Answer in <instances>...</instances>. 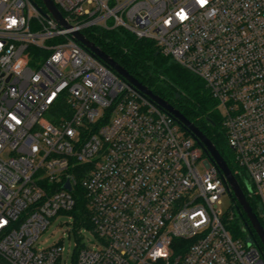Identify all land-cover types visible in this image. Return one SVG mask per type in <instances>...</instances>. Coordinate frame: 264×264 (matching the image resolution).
I'll return each instance as SVG.
<instances>
[{
    "label": "built area",
    "instance_id": "1",
    "mask_svg": "<svg viewBox=\"0 0 264 264\" xmlns=\"http://www.w3.org/2000/svg\"><path fill=\"white\" fill-rule=\"evenodd\" d=\"M53 2L70 27L0 0V264H68L37 241L77 186L98 243H77L76 264H264L258 237L228 230L240 212L219 209L229 185L210 156L75 37L123 29L201 78L264 223V0Z\"/></svg>",
    "mask_w": 264,
    "mask_h": 264
},
{
    "label": "trees",
    "instance_id": "2",
    "mask_svg": "<svg viewBox=\"0 0 264 264\" xmlns=\"http://www.w3.org/2000/svg\"><path fill=\"white\" fill-rule=\"evenodd\" d=\"M33 1L45 9L41 0ZM83 34L123 66L132 76L149 87L154 94L178 109L214 143L239 181L254 212L259 216L257 203L249 197L242 178L243 175L239 172L240 168L233 151L229 147L218 103L204 81L177 64L170 57L165 56L155 42L138 39L123 29L111 30L90 27L85 29ZM210 121L215 125L213 126ZM180 128L187 136H191L181 126ZM74 194L76 205L70 214L74 217L75 235H77L76 232L84 228L92 231V211L85 193L80 186H77ZM232 199L237 205L236 208L241 212H238L239 215H236V219L228 226V230L238 237H246L247 233L251 235L253 229L247 225L246 215L234 197ZM260 221L264 224L261 219ZM252 236L258 240L256 234ZM258 241L260 242V240ZM77 255L78 252L76 251L74 264H76Z\"/></svg>",
    "mask_w": 264,
    "mask_h": 264
},
{
    "label": "water",
    "instance_id": "3",
    "mask_svg": "<svg viewBox=\"0 0 264 264\" xmlns=\"http://www.w3.org/2000/svg\"><path fill=\"white\" fill-rule=\"evenodd\" d=\"M47 12L64 27H70V24L65 20L61 11L57 8L53 0H41ZM76 39L81 45L87 49L93 56L100 59L108 67L113 69L120 77L128 81V83L137 91L148 97L154 104L166 111L171 115L177 124L190 133L192 138L202 147V149L210 156L212 162L218 166L222 172L227 184L229 185V194L239 204L242 212L246 215L248 222L253 229L252 234H256L260 239L264 247V227L260 222L257 214L250 202L248 201L244 190L242 189L239 181L230 169L228 163L220 154L214 143L198 128L196 127L185 115H183L178 109L171 105L168 101L164 100L160 96H157L152 90L140 82L137 78L132 76L123 66L116 62L110 55L104 52L101 48L96 46L90 41L83 33L78 32L75 34ZM214 126L215 124L210 121ZM66 188L71 190L70 183L66 184ZM241 212V211H240Z\"/></svg>",
    "mask_w": 264,
    "mask_h": 264
},
{
    "label": "rangeland",
    "instance_id": "4",
    "mask_svg": "<svg viewBox=\"0 0 264 264\" xmlns=\"http://www.w3.org/2000/svg\"><path fill=\"white\" fill-rule=\"evenodd\" d=\"M204 170L203 167L200 168ZM248 190L251 191V185L248 184ZM234 202L232 197L227 194L222 198V205L219 207L220 210L227 214L232 208ZM69 223L74 224V217L72 215H62L57 219L53 220L48 230L43 233L37 241V247L40 249H46L52 247L57 243H61L65 248L64 260L68 264H74L77 243L82 242L89 248H96L98 243L97 236L90 230L84 228L81 232L79 239L73 232L69 237Z\"/></svg>",
    "mask_w": 264,
    "mask_h": 264
},
{
    "label": "snow or ice",
    "instance_id": "5",
    "mask_svg": "<svg viewBox=\"0 0 264 264\" xmlns=\"http://www.w3.org/2000/svg\"><path fill=\"white\" fill-rule=\"evenodd\" d=\"M202 2H203V0H202Z\"/></svg>",
    "mask_w": 264,
    "mask_h": 264
}]
</instances>
